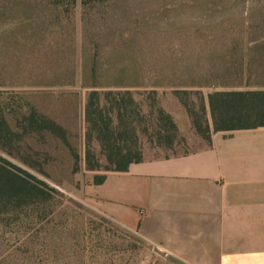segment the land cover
<instances>
[{
  "label": "rangeland",
  "instance_id": "obj_1",
  "mask_svg": "<svg viewBox=\"0 0 264 264\" xmlns=\"http://www.w3.org/2000/svg\"><path fill=\"white\" fill-rule=\"evenodd\" d=\"M210 84L264 87V0H0V119L13 130L0 155L47 192L0 204V264H186L114 219L102 183L126 143L143 159L206 145L207 92L189 87ZM91 89L126 107L118 117L105 100L107 145L89 139Z\"/></svg>",
  "mask_w": 264,
  "mask_h": 264
},
{
  "label": "crops",
  "instance_id": "obj_2",
  "mask_svg": "<svg viewBox=\"0 0 264 264\" xmlns=\"http://www.w3.org/2000/svg\"><path fill=\"white\" fill-rule=\"evenodd\" d=\"M210 85L189 88L207 92L211 115L210 92L264 89ZM234 120H213L204 146L107 173L110 215L186 264H264V123Z\"/></svg>",
  "mask_w": 264,
  "mask_h": 264
},
{
  "label": "trees",
  "instance_id": "obj_3",
  "mask_svg": "<svg viewBox=\"0 0 264 264\" xmlns=\"http://www.w3.org/2000/svg\"><path fill=\"white\" fill-rule=\"evenodd\" d=\"M116 95L121 94V91H115ZM112 90L101 91L98 89H91L88 91L85 102V120L89 124V139L91 137V131L95 130L97 138L101 144L107 145L111 140L108 131L112 129L115 119L108 116L107 121L104 119L105 100H109L112 104L111 110H116V115L119 117L126 109L125 105H122L120 99L116 96L111 97ZM111 97V98H108ZM130 100L132 98L130 97ZM208 100L211 106L212 116L214 120V128L217 129L220 126L219 120L230 119H242L252 118L257 120L263 119L259 122L264 123V89L256 90H230V91H214L208 94ZM163 114L164 112L160 110ZM227 115V116H226ZM226 116V117H224ZM224 117V118H223ZM39 118H42L39 120ZM172 126L176 128V125L167 115ZM29 119L34 122H38L41 128L48 129L50 132L65 137V129L59 125L52 118L32 113ZM101 123V124H100ZM234 124V123H232ZM117 125V121H116ZM196 127L200 128L201 124L196 122ZM235 125V126H234ZM232 126L245 127L251 125L248 121H239L238 124ZM13 130L6 123L4 118L0 119V143L3 140L12 139L11 135ZM173 137L169 136L168 140L172 141ZM138 141H135L137 145ZM135 145V146H136ZM118 147H116L117 149ZM90 152H87L89 155ZM108 162L113 166L109 167V170H126L128 165L133 161L142 160L141 151L138 147L133 148L130 143H126L123 146H119L117 150H112L108 153ZM10 163L6 158L0 155V204L11 210L19 209L23 206L35 204L34 199L43 197L45 198L47 192L39 185V183L33 182L26 176L8 167L6 164ZM93 168V167H91ZM105 175H99L96 177L95 182L100 183L104 180ZM44 184L43 181H39Z\"/></svg>",
  "mask_w": 264,
  "mask_h": 264
}]
</instances>
